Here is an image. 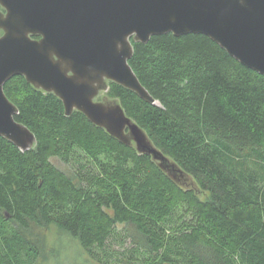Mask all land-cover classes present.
<instances>
[{
    "label": "trees",
    "instance_id": "trees-1",
    "mask_svg": "<svg viewBox=\"0 0 264 264\" xmlns=\"http://www.w3.org/2000/svg\"><path fill=\"white\" fill-rule=\"evenodd\" d=\"M132 46L128 63L156 103L114 83L107 96L194 178L199 194L14 76L3 90L35 145L21 151L0 137V264L38 262L45 248L35 228H54L90 256L98 250V262L119 235L131 243L117 258L123 264H264V76L203 34ZM54 157L81 169L69 176ZM180 203L191 222L178 219Z\"/></svg>",
    "mask_w": 264,
    "mask_h": 264
},
{
    "label": "water",
    "instance_id": "water-1",
    "mask_svg": "<svg viewBox=\"0 0 264 264\" xmlns=\"http://www.w3.org/2000/svg\"><path fill=\"white\" fill-rule=\"evenodd\" d=\"M169 33L203 34L264 76V0H0V137L21 151L35 145L3 90L9 79L21 76L34 89L54 94L66 116L81 113L149 156L177 187L199 194L194 178L107 96L114 83L156 103L128 61L132 42Z\"/></svg>",
    "mask_w": 264,
    "mask_h": 264
},
{
    "label": "rangeland",
    "instance_id": "rangeland-1",
    "mask_svg": "<svg viewBox=\"0 0 264 264\" xmlns=\"http://www.w3.org/2000/svg\"><path fill=\"white\" fill-rule=\"evenodd\" d=\"M82 158L80 161L85 163L86 159ZM74 159L79 158L75 157ZM51 162L69 176L73 175V170L81 169L77 160H72L70 164H65L60 159L54 157L51 158ZM177 217L179 220L191 222V211L186 204H179V207L177 208ZM122 228V225H118L117 230L120 231ZM32 233L33 237L38 239L39 244L45 248L44 255L36 264H105L107 260L108 264H123L117 258L121 257L120 253L123 252L124 249L131 247V243L128 238H125L122 241L119 235L112 236L108 243L110 254L102 255V262H98L96 260L100 256L98 250L95 249L92 252L95 255L97 254V258L90 256L81 250L75 243L70 241L66 236L57 234L54 228H35L32 230Z\"/></svg>",
    "mask_w": 264,
    "mask_h": 264
}]
</instances>
